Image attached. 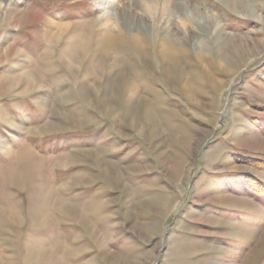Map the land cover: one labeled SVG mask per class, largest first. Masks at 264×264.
I'll return each mask as SVG.
<instances>
[{"label": "rangeland", "instance_id": "374dc122", "mask_svg": "<svg viewBox=\"0 0 264 264\" xmlns=\"http://www.w3.org/2000/svg\"><path fill=\"white\" fill-rule=\"evenodd\" d=\"M168 1L155 15L142 0H0V79L45 78L0 92V264L29 248L45 250L30 264H264V0ZM50 23L68 25L57 44ZM154 26L185 49L176 66ZM82 34L69 70L61 52ZM49 194L84 207L96 237L53 206L42 224Z\"/></svg>", "mask_w": 264, "mask_h": 264}, {"label": "bare ground", "instance_id": "6f19581e", "mask_svg": "<svg viewBox=\"0 0 264 264\" xmlns=\"http://www.w3.org/2000/svg\"><path fill=\"white\" fill-rule=\"evenodd\" d=\"M226 2H228V1H226ZM142 3H143L144 10H146V12H148L147 14H155L156 15L157 12H158L157 9L160 6V4H162V5L165 4L166 5V4L172 3V2H170L168 0H142ZM171 7L174 8L173 6H171ZM164 11H166V9H163V13H164ZM167 11H169V13H167V15H168V14H171L173 10H171L169 8V9H167ZM192 11L191 10H189V11L187 10V13H184V15H186L188 17L192 16L191 15ZM15 12L16 11L14 9H12L10 11V13L7 16L8 22L13 23V19L15 17H17L16 15H14ZM30 15L27 14V16L23 17V20H21V19L20 20L22 22H24V19L27 17V22H24V23L32 24L35 21H33L34 20L33 19V20H30L31 22H29L28 19L30 18ZM155 15H154V17H151V18L155 19L156 18ZM105 17H107V16H105ZM108 18L110 19L111 17L109 16ZM16 22H19V21H15V24H16ZM50 24H51V29L49 31V34L46 37L48 38V40L52 44L53 43L57 44L58 40L62 39V37L68 32V30H69L68 29V25H66V24H57V23H50ZM97 25H99V22L96 23L95 26H97ZM154 27H156V29L154 31H152L153 32V38H152V40H153L152 42L153 43H152V45L158 44L157 55H159L163 59L165 64L171 63L173 66H176L179 63L180 59H181L180 56H181L182 51H184L185 49L181 48L180 46H176L173 43V40H171L170 37H168V35H165V34L161 35L160 34L161 29L159 28V26H154ZM53 30H55V32ZM84 35L85 34L74 36L75 41L77 42V44L75 46H73V44L72 45H68V47L63 49L62 52H61L60 58L62 60V63L69 70L70 69H75L76 63L81 61ZM119 37L121 39H127V38L130 39L133 47L135 48V50H137L138 54L139 53H143V49H141V47H144L145 45H147L149 43V39L147 38V36L146 37L144 36V38H141L139 36V34H133L132 32L130 34H124L123 32H121ZM96 38H97L96 42H97V44L99 46V49H101L102 51L106 52V54L108 53L107 56H113L114 54L118 53V42H117V38L116 37L109 36L107 34V31H106V32H102V33L97 34ZM160 40H162V42H159ZM13 52H15V51L13 50ZM5 56L10 57V56H12V53L10 51L7 52V51H1L0 50V58L5 57ZM36 72L34 70H28L26 72H22L23 74H20L18 77H16V78L14 77L15 79L14 78H4V79L1 78L0 79V92L5 93V90L8 89L7 90L8 93H13V92L17 91L19 88H21L22 86H24L25 89L27 88V90L28 89L29 90H34V89L36 90V89L44 87L43 83L45 82V78L42 75L38 74V71H36ZM7 77H9V76H7ZM122 81L124 82L123 89L125 90L126 95H128V94L131 95L132 85L130 84L129 80L123 78ZM133 97L134 96H133V93H132V96L130 98L134 102ZM143 105H144L143 109H142L143 116L146 119V122L149 124L150 130L152 132L156 133L157 132V126H156V123H155L156 120L154 119V115L152 114L151 108H150L148 103L143 104ZM130 108H131V104L129 102L128 109H130ZM132 126L133 127L136 126V122L133 123ZM17 168L19 169V167H17ZM25 171H27V170H25ZM20 173L22 174L23 172H20ZM23 177H25V175ZM57 196L55 198L56 200H54V198H53V197H55V195H50L49 194V195L46 196V200H45V209H46L45 212L46 213H45V215L42 214V213L38 214V216H40V219H42V224H44V225H51L52 224L53 225L55 219L51 216V213H50V209L53 206V208L54 207L56 208L54 210L59 209L60 212H63V213L65 212V213H74V215L76 214V216L79 219V221L81 222V224H83L85 227H88L87 229H88L89 234L92 237H96L95 232L91 228V224L88 221V218L86 216L84 207L77 208L76 206L75 207L71 206L66 201V199H64L62 197H58L57 198ZM11 213H12V211H11ZM16 215L17 214L14 213L13 216H11V218L13 217V218L17 219ZM97 242L100 243L98 239H97ZM30 249L31 248H29V252H27L26 255L24 256L25 264H30V262H32L34 260L41 259V257L43 256V253L45 252V250L40 249V248L33 249L32 251Z\"/></svg>", "mask_w": 264, "mask_h": 264}]
</instances>
